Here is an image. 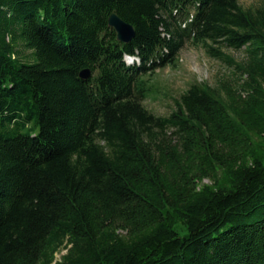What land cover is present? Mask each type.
Segmentation results:
<instances>
[{
    "label": "trees",
    "instance_id": "1",
    "mask_svg": "<svg viewBox=\"0 0 264 264\" xmlns=\"http://www.w3.org/2000/svg\"><path fill=\"white\" fill-rule=\"evenodd\" d=\"M187 41L237 80L155 115ZM0 264H264V3L0 0Z\"/></svg>",
    "mask_w": 264,
    "mask_h": 264
},
{
    "label": "rangeland",
    "instance_id": "2",
    "mask_svg": "<svg viewBox=\"0 0 264 264\" xmlns=\"http://www.w3.org/2000/svg\"><path fill=\"white\" fill-rule=\"evenodd\" d=\"M243 8H252L264 3V0H238ZM224 51L236 61L244 57L243 49L224 48ZM127 63L130 59L125 58ZM137 63V62H136ZM233 67L211 58L201 45L187 41L179 50L173 65H167L146 75L148 91L142 104L150 112L159 116H167L175 107V99L193 83H206L215 87L222 81L237 80ZM210 183L208 179L203 181ZM64 251L58 252L55 258Z\"/></svg>",
    "mask_w": 264,
    "mask_h": 264
},
{
    "label": "water",
    "instance_id": "3",
    "mask_svg": "<svg viewBox=\"0 0 264 264\" xmlns=\"http://www.w3.org/2000/svg\"><path fill=\"white\" fill-rule=\"evenodd\" d=\"M107 24L114 30L116 39L122 43L130 42L135 35L133 26L122 20L115 13L109 14L107 17ZM78 76L81 79L89 78L91 76L90 69L84 68L80 70Z\"/></svg>",
    "mask_w": 264,
    "mask_h": 264
}]
</instances>
